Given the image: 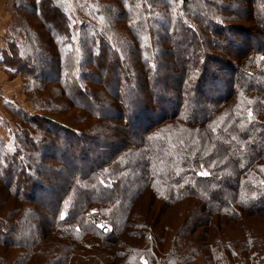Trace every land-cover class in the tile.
<instances>
[{"label":"trees","instance_id":"16d2710c","mask_svg":"<svg viewBox=\"0 0 264 264\" xmlns=\"http://www.w3.org/2000/svg\"><path fill=\"white\" fill-rule=\"evenodd\" d=\"M25 1L18 0L14 4L19 6L18 10L28 13L26 15L37 14L44 22L50 40L47 37L43 42L41 36L35 34L38 47L32 49L31 42L28 45L24 39L22 27L12 23L5 47L0 49V69L9 76L21 78L23 94L29 95L33 89L39 93L44 84L57 85L62 92L68 84L64 76H71L68 70L70 54L66 47H71L72 54H76L78 42L82 55L86 47L93 51L98 45V53L86 61L87 65L82 59L78 69L88 68L90 74L87 79L95 87H103L106 92H119L115 100L120 107L125 105L119 97L120 83L128 85L133 82L134 89L132 87L130 91L134 95L135 113L128 109V118L124 122V114L119 113L118 107L114 108L118 117L113 122L118 124L108 126L104 135H94L109 137L110 140L111 147H104L101 162L83 154L77 161L81 166L76 168L69 159L66 161L67 158L58 162L59 165L47 167L54 173L53 181L57 175L59 179L62 170L69 179L64 178L61 193H53L55 204L49 201L43 204L45 209L53 208L46 220H42L43 225L39 221L44 216L32 209L35 217L40 219L30 223L36 232L34 237L29 234L28 244H23L34 247L33 253H20L17 260L7 264H161V260L162 264H176L177 261L179 264H193L196 260H204L207 264H253L255 256L250 257L249 241L254 237L249 234L248 240L234 249L231 232L240 228L226 231V226L229 221L241 218L249 211L256 214L264 212V140L256 141L257 136H264V42L254 45L252 39L248 43L237 41L234 51L222 54V47L215 39L212 40L218 33H214L207 17L217 8L213 0H93L91 13L85 12L83 16L89 22H94L99 15L125 21L134 31L133 38H136L138 47L121 42L117 36L110 40L106 33L95 35L97 32L83 31L66 2ZM257 1L262 4L252 3L253 10L250 11H253L252 15L258 11L264 15V0ZM182 4L199 17V31L194 33L185 25L182 37L176 40L166 35L172 31L171 27L178 30L176 15L172 12ZM230 22H226V34L242 33L243 25H229ZM140 34H144L147 41L143 42ZM192 34L196 44L192 39L188 40ZM252 35L264 38V16L257 21ZM86 41L88 45H84ZM143 43H148V46L143 47ZM181 52L180 56L186 59L184 65L179 67L175 62L176 66H171L170 61ZM224 56L232 59L228 62ZM165 58L167 64L161 67ZM212 61L217 62L215 69L209 66ZM101 75H106V78L101 80ZM172 77L175 80L171 86L167 82ZM48 79L52 82H47ZM72 84L73 97L88 99L89 95L84 90L77 88L74 81ZM72 107L84 110L75 102ZM3 108L7 116L20 115L28 126H18L17 133H21L23 145L28 146L31 153L37 152L36 140L37 146L39 144L38 135L33 132L45 133L43 128L55 126L67 136L77 133L58 121L55 122L59 125L45 123L47 117L40 113L31 114L17 100H4ZM1 124H5V118L0 119ZM121 137L128 138L126 143L120 141ZM74 141L68 145L74 146ZM52 150L48 149L47 156ZM26 160L22 158V152L0 155V173L4 171L6 175L4 189H8L7 194L16 197L19 205L25 207L35 197L30 192L34 186L27 187L26 183L22 186L23 180L35 184L38 178L43 177L33 174L35 157L29 155ZM135 174L139 175V180L136 181L134 195L125 201L119 194L123 184ZM156 184V189L152 190ZM223 187L232 190L229 200L219 199ZM148 194L154 201L161 202L162 210L180 204L188 207L174 219L164 217L158 222L152 221L151 217V224L144 228L135 220L141 213L134 215L132 210ZM93 209L99 216L89 219ZM150 212H145L147 220L152 214ZM200 216L202 219L198 220ZM102 221L103 224L106 222L104 229L98 227ZM0 224L1 235L5 238L0 243L20 252L21 242L7 244L21 234L15 220ZM149 227L156 233L152 231L154 234L151 232L150 238L148 234L145 242L144 235ZM136 228L138 230L133 233ZM200 229L203 231L198 239H191L192 233L196 231V235ZM170 231L174 233L172 237ZM211 233L219 238L210 239ZM260 239L263 240L264 235ZM261 242L264 244V240ZM193 246L201 248L200 253L204 256H198L197 251L188 254V247ZM239 248H244L240 261L236 251ZM261 251L264 253V248ZM166 253L168 255L163 259ZM260 264H264V259Z\"/></svg>","mask_w":264,"mask_h":264},{"label":"rangeland","instance_id":"374dc122","mask_svg":"<svg viewBox=\"0 0 264 264\" xmlns=\"http://www.w3.org/2000/svg\"><path fill=\"white\" fill-rule=\"evenodd\" d=\"M16 1L18 0H14L13 2L10 3L11 8L14 9L13 12L15 15L12 23H15L17 24V26L22 27L21 31L24 34V39L28 41V43L27 41H25L24 44L27 43L29 45L31 42V45L33 47L32 49L37 48L38 46H37L35 34L37 36L40 35L43 42L46 40L47 37L50 40L49 32H47L48 30L46 29V27H44V22H42L40 18H38V15L35 13H29V15H26L28 13L26 12L23 13L20 9L18 10L19 6L14 4L16 3ZM28 1L31 2V0H27L25 2H28ZM108 1L113 2V0H108ZM60 2L68 3L70 11L72 10L74 12L75 16L79 20V25L81 26L83 31L88 30L91 33L92 31L97 32L95 35H98L99 33L103 32L107 34L110 40H113L114 37L117 36V38L121 42L127 43V45L129 44L131 46L138 47V43H136V38H133L135 36L134 31L128 28V25L125 21L121 19L110 20L109 15L107 17L99 15L95 18L96 20L94 22L93 21L89 22L87 18L83 16L85 12L89 14L91 13L90 4L95 3L93 2V0H61ZM212 2H215L217 8L213 10L214 12L212 15H209L207 17H209V22L211 23L210 26L214 28V33H218L213 36L212 40L215 39L217 42V45L222 47L223 49L222 54L228 51H234L233 47L236 46L237 41L238 43L239 42L248 43V41L252 39L251 41L254 43V45H256L258 42H259L258 45L263 44L264 38H262L261 35L253 37L252 31L256 29L257 21H259V19L264 15L263 13L260 14L259 11L255 12V14L252 15L253 11L252 13L250 11V10H253V8H251L252 3L253 5L255 3L257 4L259 3L261 5L262 3H260L257 0L255 1L254 0H215V1L213 0ZM184 5L185 4H182V6H179V9L172 12V13H175L176 15L175 26L178 28V30L176 28L171 27L172 31L169 32V35H166L168 37H175L176 40L178 39V37L179 38L182 37L181 32L186 28L184 27L185 25L189 27L194 33H196L197 30L199 31L198 29L199 24L197 23V19L199 17L195 15L194 13H190L188 10H186ZM262 8H263V5H262ZM262 11L264 12V8ZM251 15H252V18H251ZM21 17H22V22L20 21ZM254 19H255V22H253ZM159 20L160 18L157 19V21ZM227 21H231L229 25H234V23H237V25H241V26L243 25L242 27L244 30L242 31V33H239V34L231 33V32L226 34L225 28L227 27L226 26ZM25 23L29 26H27ZM155 24L157 26L159 25L158 23H155ZM29 27L31 28L30 30H29ZM174 34L178 36L176 37V35ZM244 34H246V38L244 37ZM140 38L143 42L147 41L148 39L144 34L143 35L140 34ZM191 39L192 41H194V44L197 43L195 35L193 34L189 35L188 40H191ZM94 43L95 41L93 42V44ZM97 44H100V43L97 42ZM113 44H116V43H113ZM76 45H77L76 54H72L73 50L71 47L69 46L66 47V49H68L67 50L68 54H70V56H68V60H70V68L68 70H69V74L71 71V76L70 78L68 76H64L68 84H66L64 89L62 88L63 89L62 92L60 91L61 88L59 89L57 85L44 84L43 90L39 93H37L38 90L33 89L31 93L29 92V95L27 93L23 94L21 78H19L18 76L17 77L9 76L8 74H6L5 71H4L5 74L3 73L5 76H7L8 81L10 82V89L12 90L11 93H13L16 96V97L11 96V97H13L18 102L22 103L25 107H27L26 109H28L31 114L36 113L37 115L38 113H40V115H42L43 117H47L45 123L50 122L51 125H55V123L58 125L59 123L60 124L63 123L64 125H66L65 127L73 131H77V133H75V135L72 134V135L67 136L66 133H64L63 131H59V129L56 128L55 126H50V128L48 129L43 128V131L45 133H43L42 131L33 132L32 134L38 135V140H39L38 146L40 147L37 146V140H36L35 147L37 149L35 150L37 152L31 153V151H29L30 150L29 147L23 145L24 139L21 136V133L20 132L19 134L17 133L18 126L20 127L22 126L23 128H27L28 126L23 122V118H21L20 115L15 116V115L10 114L7 116V114H5L7 112L3 108L4 99L1 100L0 98V119L5 118V124L0 125V155L4 156V154L8 152H14V154L16 152L18 153L22 152V158L25 161H27L26 158L29 155H33V157H35L36 159L35 161L36 165H35L33 174H35L38 177H42L43 175L42 178L37 179L35 184L34 182L27 183V182H24L23 180L22 184L24 185L22 186H25V183L27 187L31 186L32 188L34 186V188L30 192H33L32 195L35 197V199L33 198L34 199L33 202H31V204L25 207V205H19L20 203H18L19 201L17 200L16 197L12 196L10 193L7 194L9 192L8 189H4L5 183H6L5 182L6 175L4 174L5 173L4 171L2 174L0 173V223H4L6 221L11 222L15 220L16 225H18L19 228L21 229L20 230L21 234L16 239L12 241H8V242L5 241V242H7V244L8 243L14 244L15 242L22 243L20 252H17L13 249H9V247L6 248L0 243V264H7L9 263V261L17 260L20 253L23 254L25 252L34 251L35 249L34 247L33 248L27 247L26 245L23 244V243L28 244L29 234L31 236L33 234L35 235L36 231L34 229V226L33 224H30V223L33 222L36 218H37L36 220L40 219V217H37V216L35 217L36 214L33 212L32 209H36L37 212H39L41 215L44 216L42 219H40L41 221H39L40 225H43L44 222L42 220H46V217L49 216L50 213L53 211L52 207H50V209H45L44 208L45 205L43 204L45 202L47 204L49 202L55 204V199L53 200V196H54L53 193L55 192L61 193V190L63 189V184L65 183L64 178L69 179L67 174L63 172L62 170V174H59L60 176L59 179H58V175L55 178L56 180L58 179V182H55L56 180L53 181L52 175L54 173L51 172V169L50 170L47 169V167L51 164L59 165L60 163L58 162H62L61 160L63 158H67L66 161L69 159L70 162L73 164L74 168H76L78 166H81V163L77 161H80L81 159L80 157L83 154H85L86 157H89L96 161L101 162L102 158L100 156H101V153H103L104 147H107V145L108 147H111V144L109 143L110 140H109V137L101 138L102 136H94V135L95 134L104 135V133L107 132L108 130L107 129L108 126L114 127L118 124V122L116 121L113 122V120H116L118 117L114 113V110H115L114 108L118 107L120 109L119 113L124 114L123 115L124 117H122L124 119L123 120L124 122L128 118V114H127L128 109H130L132 112L135 113L134 95H133V92L130 91V88L133 87L134 89L133 82L128 85L124 82L120 83L119 97H120V100H123L125 103L124 106L120 107L119 103L116 102L115 100L119 92H114L112 90H110L109 92H106L103 89V87L102 88L95 87L87 79L90 74L88 73V68L85 67L84 69H78L80 65L79 63L81 62L82 59H84V62H83L84 65H87L88 62L86 61L90 60L93 57V55L98 53V50H97L98 45H95V48L93 51H89V48L86 47L82 55H81V52L79 51V48H80L79 43L77 42ZM84 45H88V42L86 41ZM142 46L147 47L148 43H143ZM196 48L199 49V47H196ZM196 51L197 50H195L194 52ZM182 53L183 52L178 54L177 55L178 57H174V59L170 61L171 66L172 65L176 66L175 62L178 63V65H180L179 67H182L184 65L186 59L180 56ZM190 58H191V55H190ZM224 58L227 60L230 58L232 59L231 56L230 58L229 56L228 57L224 56ZM190 60L192 61V58ZM166 61L167 59L165 58L162 61L161 67L166 66L167 64ZM74 62L75 64H73ZM216 64L217 62L212 61L209 64V66L215 69ZM4 75L0 77V80L2 79V77L4 79L6 78ZM163 76H166V75H163ZM105 78H106V75H101V80H104ZM66 80L64 84L66 83ZM173 80H175V78L172 77V79L168 81L167 83L172 86ZM73 81L77 84V88H81L82 90L85 91L87 95H89L88 99L80 100L77 96L73 97L72 95V92L74 93V88L72 84ZM47 82L51 83L52 81L48 79ZM79 85L81 87H79ZM157 87L160 88L161 85ZM74 102L77 104H81L84 107V110L78 109L76 107L73 108L72 105L74 104ZM36 104H37V110H36ZM114 104H115V107H113ZM55 121H58L59 123ZM121 125H124V123ZM130 129L132 131L133 126ZM92 137L94 138L92 139ZM73 139L75 140L74 141L75 145L74 146L68 145ZM119 139L122 143H126V140L128 138L121 137ZM129 139L131 138L129 137ZM257 140H259V142L260 140H264L263 134L257 136L256 141ZM51 148L53 149L52 153L47 156L48 149H51ZM90 148H93V149L90 150ZM39 150H42V152ZM42 159L46 160V162L43 163ZM62 168L64 169V167ZM82 171H85V170H82ZM79 175H82V174H79ZM49 176H51L52 179H48ZM13 180H12L13 182L16 181L15 179ZM137 180H139V175L135 174L132 179L129 178V181L123 184L124 187L119 195H122L124 199H126L125 201H128L134 195L135 184H137L138 182ZM225 186L230 187L231 185L225 184ZM156 187H157V184L154 187H152V190L156 189ZM227 187H223L220 189L221 198L219 197V199L225 198V200L226 199L229 200L231 198L230 193H232V190H228ZM150 197L151 195L148 194L144 199H142L141 202H139L137 208L134 207V209L132 210V214L134 213V215L135 213H138V214L141 213V215L139 214L136 217L137 219L135 220H136V223L138 222L140 225H143L144 228H147L146 225L151 224V221H149L151 217H153L152 221L157 220L158 222H161L164 217H167L168 219H174L178 215H180L179 212L184 213L185 212L184 210L188 207V206H180L182 205L180 204V205L172 206V207H169V206L164 207V209L162 210L161 209L162 206L160 205L161 202L158 203L157 201H154L152 197L151 198ZM219 199H214V200L219 201ZM138 207L140 208V210L138 209ZM141 210L142 212H140ZM148 211H151L150 213L152 214L150 216L148 214L149 217L147 220L146 218L147 215L145 212L148 213ZM260 213L261 214L259 213L256 214V213H252L249 211L248 214L243 215V217L236 218L232 220V222L229 221L228 225L226 226V231H228V229H233L234 227L240 228L239 230L235 228L231 232L232 238H234V242H235V244L233 243L234 249L237 248L239 245H241L243 242H246L248 240L249 234L252 237H254L249 241V244L251 246L249 249V252L251 253L250 257L255 256L253 264H260V262L264 259V253L263 251H261V249L264 248V244L261 241H263L264 239L263 240L260 239L261 236L263 237L264 235V212H260ZM31 214H33L34 216H32ZM98 216L99 215L96 214V210L94 209L91 211V213H89V219L97 218ZM201 219L202 217L200 216L198 220H201ZM105 223L103 224V221H102V223H100L98 227L100 229H104ZM192 223L193 222L191 221V225ZM149 228H148L149 231L147 230L148 233L144 235L145 242L148 237V234L150 238L151 236L150 233L152 231L155 232V230H153L151 227ZM1 229L2 227L0 224V231ZM137 230L138 229L136 228L133 231V233ZM202 231L203 229H200V231L196 235H194L196 231L193 232L191 239L197 240L198 239L197 236L200 233H202ZM154 232L152 233L154 234ZM166 235L167 234L165 233V236ZM169 235H171L170 237H172L174 233L170 231ZM209 238L216 240L219 237H217L215 233H211V236ZM4 240L5 238L1 235V232H0V242H4ZM255 243L256 244L260 243V245L257 244L255 246ZM200 244H196V245H200ZM139 246H142V245H139ZM201 246L204 247L205 245L201 244ZM145 248L147 247L145 246ZM183 248L185 247L182 246V249ZM187 250H188V254H193L195 253V251H197L198 256H201V257L204 256L203 253H200L202 252L201 248H197L196 246H193L191 248L188 247ZM243 250L244 248H239L238 250H236L239 253L238 261L241 260V255H242L241 253H243ZM5 252L7 253V255H5ZM164 255L165 256L163 257V259H165L168 254L166 253ZM175 258H178V257H175ZM173 262H176V261L174 260ZM90 264H94V263L92 262ZM161 264H162V260H161ZM176 264H179L178 261L176 262ZM193 264H207V263L204 260H202L201 262L196 260L194 261Z\"/></svg>","mask_w":264,"mask_h":264},{"label":"crops","instance_id":"0c3cea01","mask_svg":"<svg viewBox=\"0 0 264 264\" xmlns=\"http://www.w3.org/2000/svg\"><path fill=\"white\" fill-rule=\"evenodd\" d=\"M13 1L14 0H0V49L5 47L6 39L11 32L12 22L15 16L10 5ZM2 71L3 69H0V77L5 74L4 71ZM5 77V79L2 77L0 80V98L1 100H16L13 98L16 96L11 93L10 82L7 76Z\"/></svg>","mask_w":264,"mask_h":264},{"label":"snow or ice","instance_id":"6c2138e0","mask_svg":"<svg viewBox=\"0 0 264 264\" xmlns=\"http://www.w3.org/2000/svg\"><path fill=\"white\" fill-rule=\"evenodd\" d=\"M251 115H253V113L251 111H249Z\"/></svg>","mask_w":264,"mask_h":264}]
</instances>
